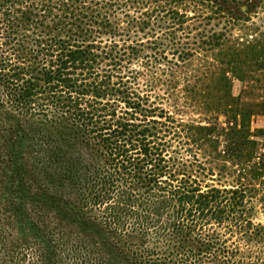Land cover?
<instances>
[{"label":"trees","instance_id":"1","mask_svg":"<svg viewBox=\"0 0 264 264\" xmlns=\"http://www.w3.org/2000/svg\"><path fill=\"white\" fill-rule=\"evenodd\" d=\"M227 2L0 0V264H264Z\"/></svg>","mask_w":264,"mask_h":264},{"label":"rangeland","instance_id":"2","mask_svg":"<svg viewBox=\"0 0 264 264\" xmlns=\"http://www.w3.org/2000/svg\"><path fill=\"white\" fill-rule=\"evenodd\" d=\"M225 4L228 9L226 11H229V8L232 9L231 14H227L237 19L235 25L231 27L233 38L250 40L256 34H264V0H228ZM197 65L198 61L194 60L193 66ZM231 92L240 98L242 105L259 110V105L264 104V83L263 85L256 81L242 83L234 79ZM186 116L195 117L189 113ZM251 128H264V112H259L251 118ZM259 141V152L262 153L264 152V137H260ZM258 221L264 222V217L258 215Z\"/></svg>","mask_w":264,"mask_h":264}]
</instances>
